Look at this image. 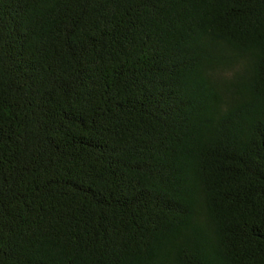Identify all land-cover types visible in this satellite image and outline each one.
Masks as SVG:
<instances>
[{"label":"trees","instance_id":"obj_1","mask_svg":"<svg viewBox=\"0 0 264 264\" xmlns=\"http://www.w3.org/2000/svg\"><path fill=\"white\" fill-rule=\"evenodd\" d=\"M0 264H264V0H0Z\"/></svg>","mask_w":264,"mask_h":264}]
</instances>
